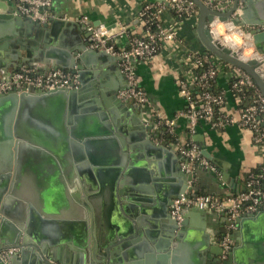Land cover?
<instances>
[{"label": "water", "instance_id": "obj_1", "mask_svg": "<svg viewBox=\"0 0 264 264\" xmlns=\"http://www.w3.org/2000/svg\"><path fill=\"white\" fill-rule=\"evenodd\" d=\"M193 1L199 9L196 32L202 45L250 73L264 95V67L256 59L242 61V48L231 50L209 28V23L219 16L222 21L248 30L258 51L264 53V0L225 1L223 11L210 8L203 0ZM255 1H259L256 5L262 11L259 17L252 18ZM55 22L49 26L17 15L5 0H0V49L6 50L5 54L0 52V73H12L26 65L44 73L61 68L76 73L79 81L72 88L44 90L30 86L0 95V247L19 241L21 245L14 246L22 248L6 259L0 255V264H27L28 256L40 264H52L49 259L63 262L61 243L70 249L88 247L90 229L95 238V225L91 219L88 226L89 196L87 190L83 195V179L93 182L103 200L107 198L108 212L120 228L116 238L120 246L110 254L108 264H122L125 258H121V250L134 242L139 243L127 258L141 256L162 264H169L171 258L174 264L183 252L202 256L193 264H207L209 255L218 258L222 254V237L204 224L196 230L187 228L190 214L198 211L206 216L207 209L185 207L181 221L171 214L174 199L193 191L189 182L196 173L182 168L184 158L168 145L164 129L146 111L138 114L140 105L119 98L120 88H112L111 71L126 78L120 67L121 57L91 48V33L86 25L79 26L83 35L74 39L65 33L77 28V23ZM201 153L213 159L207 151ZM164 164L171 165L177 182L159 181L157 173ZM26 169L64 171L66 176L70 172L74 178L78 171L82 188L73 194L76 200L60 181L62 184L45 198L42 207L46 218H55L62 208L53 205L54 199L61 204L71 203V208L77 209V222L46 219L42 223L32 206L29 220L24 208L22 216L13 215L9 201L17 200V188L23 183ZM37 205L41 211V204ZM236 222L240 225V241L221 264H264V210L242 214ZM50 225L56 226L55 233L49 230ZM132 235L136 237L129 240ZM96 246L94 263H106L96 258Z\"/></svg>", "mask_w": 264, "mask_h": 264}, {"label": "crops", "instance_id": "obj_2", "mask_svg": "<svg viewBox=\"0 0 264 264\" xmlns=\"http://www.w3.org/2000/svg\"><path fill=\"white\" fill-rule=\"evenodd\" d=\"M161 1L162 0H55L54 7L50 11V18L42 24L49 23V26H52L56 23L55 21L77 23V28L67 29L68 32L65 33L68 34V36L74 37V39L79 38L81 34L83 35L79 28L80 25L88 26V24L94 25L97 23L98 25L105 24L116 30L118 23L122 21L134 32L141 33L143 32V27L139 13L142 6L146 2ZM225 1L230 0L220 1V11L224 9L223 3ZM257 2L259 1L254 2L255 4L252 8V18L259 17L258 15H260L262 11L256 5ZM83 16L89 17V23L82 21ZM164 18L166 26H173L176 22L171 12H167ZM198 18L191 17L181 21L178 27V35L184 40L182 44L177 45L175 43H169L154 60L144 61L142 59H133L132 66L140 85L148 94L151 106L160 109L163 114L175 119L176 124L173 129L174 137L183 141L190 139L195 141L202 152L207 151L213 158L209 159L206 154H203L212 162L215 169L198 168L195 170L197 180L195 183H192L194 192L224 197L241 191L245 187V173L264 163V150L254 142L253 133L241 127L238 123L211 126L208 122L200 120L194 132H191L190 121L183 115L184 111L187 109V101L180 93L178 81L182 74H185L187 71L185 63L187 54L191 50H205L196 32ZM61 29L62 28H60V30ZM1 43L2 41L0 42V46ZM127 45V37H122L118 40V48H126ZM0 52L5 54L6 50L0 49ZM36 69L38 70V68ZM231 71L230 67L222 68L218 74L216 85L219 89L226 91V103L222 108L224 115L233 117L239 121L241 117L240 107L234 95L229 90ZM110 73L113 77L112 79L110 78L113 83L112 88H120V90H122L128 85L127 77H118L115 71H111ZM11 74L12 73H0V81L5 80V78L9 77ZM108 78L109 77H106V79ZM130 104L137 103L130 102ZM140 106L141 109L137 111L138 114H140L141 110H144L149 114L152 121H156L150 106ZM195 136L197 139H195ZM173 141V139H167V143L170 147ZM181 166L186 170L184 168V159L181 162ZM158 171L157 175L161 183L170 184L177 180L171 165L168 166L164 164L162 166V171ZM24 173L21 179L23 183H20L19 188H17V200L9 201L14 216H22L23 210L21 208H24L27 212V220H29L30 208L32 206L40 215L42 223L46 219H50L51 222H64L68 220L74 223L78 221L77 209L71 208V203V206L67 202L61 204L58 199H54L53 204L55 206L60 205L62 208L61 212H56L58 213L57 217L54 218L53 215H51L50 218H46L45 210L42 211L45 198L58 189V184H62L60 181L65 184L66 191L71 196L72 200H76L73 194L76 193L78 189L82 188L81 178L77 170L75 178L70 172L68 173L69 176H66L64 171H53L52 169H26ZM141 176H144V174H141ZM67 177H71V180L69 181ZM172 177L174 180L171 179ZM83 180V195L86 196L88 194L89 196L86 207L88 211V226L90 227L91 219L94 220L95 226L93 233L95 238L90 229L87 248L70 249L66 246V243H61L60 248H62V252L60 251V255L63 262L58 261L61 264H97L93 261V248L95 245H97L98 259L105 260L106 262V256H108V258L112 257L109 253V249H111L113 253L120 246L119 242L116 241L120 233V228L116 226V221H114L112 215L108 212L107 198L103 200V198L100 197L101 195L98 196L99 191L95 188L92 181ZM189 184L191 183L189 182ZM86 190L88 191L87 194L85 192ZM11 196H13V194ZM37 204H41V211ZM128 217L134 220L130 215H128ZM144 220L149 222L147 218H144ZM24 224L27 225V222H24ZM201 224L215 231L219 238L222 237L223 232L226 230L225 215L221 212L208 211L206 216L198 211L190 214L188 229L196 230L195 228H198ZM50 226L49 230L55 233L56 226ZM237 227L235 232L236 243L240 241V225L238 223ZM77 234L78 228H76L75 231L76 238ZM135 237L136 235H132L129 240ZM138 243L139 242H134L121 250V258H125L122 264H162L160 260L156 262L153 261L152 263L141 256H137L140 258H127L128 254L133 251V248ZM14 245L21 244L19 241L14 244H9V246ZM102 254H104V257H102ZM116 256L114 260H117ZM199 259H202V256L198 253L194 255L193 252H183L180 256H177L174 264H193L198 262ZM49 260H47L48 263H50ZM35 262L28 256L27 264H40ZM206 262L207 264H212L213 262L215 264H221L223 261H219L217 258H214L213 255H209ZM98 264H108V262ZM169 264H173L172 258L169 260Z\"/></svg>", "mask_w": 264, "mask_h": 264}, {"label": "built area", "instance_id": "obj_3", "mask_svg": "<svg viewBox=\"0 0 264 264\" xmlns=\"http://www.w3.org/2000/svg\"><path fill=\"white\" fill-rule=\"evenodd\" d=\"M12 8L13 12L23 17H30L41 23L50 18V11L54 7L55 0H5ZM206 5L212 9L219 10L221 0H203ZM193 0H162L161 2H146L140 10L139 17L142 20L143 32L136 33L131 30L124 22L120 21L116 30L105 24H88L89 46L98 50H105L113 55L121 57L120 67L127 77L128 86L119 91L118 96L123 101H129L140 105L151 107L156 122L163 128L165 133H173L176 124L175 119L163 114V112L152 107L146 90L140 85L136 73L132 66L133 59H142L144 61L154 60L161 54L162 49L169 43L182 44L184 40L178 35V27L181 21L199 15V9ZM241 13V9L237 10ZM167 12L173 13L176 22L173 26H166L164 15ZM82 21L89 23V17L83 16ZM231 24V25H230ZM223 27V32L219 37L223 40L225 37L234 35L241 37V41H236L233 47L226 45L231 50L242 48L239 55L242 61L256 59L264 67V53H260L256 48L251 33L232 22H225L216 16L209 23V28L214 35L218 26ZM127 37L128 45L126 48H118V40ZM205 50H191L185 59L186 73L182 74L178 84L180 93L187 101L185 115L190 121V130L194 132L197 123L200 120L208 122L211 126L220 124L238 123L241 127L250 130L253 133V139L256 144L264 150V130L260 127L261 117L264 114V95L259 92L255 103L246 107H240L241 117L239 121L233 117L224 115V120L214 121L216 106H225L226 91L214 92L211 90V80L218 77L220 70L224 67H230L229 90L237 91L233 94L238 105L242 101L245 88L250 87L254 79L244 69L235 66L220 59L215 54L208 53ZM210 63L209 67L201 73L195 70L205 64ZM78 75L70 70L51 69L47 73L37 70L35 67L23 66L12 72L8 80L0 81V95L7 94L18 89H28L34 86L41 89H55L61 87H77ZM199 90L195 93V90ZM241 94V95H239ZM171 147L184 157V168L188 172H194L198 168L215 169L212 162L202 155L198 144L193 140H180L176 138ZM197 177L190 182L195 183ZM193 186V185H192ZM194 188V186H193ZM197 206L207 209L209 212H221L225 215L226 230L222 235L221 247L222 254L219 256L221 261L228 258L236 239L237 230L236 219L238 216L246 213H253L264 210V163L262 173L259 175H250L245 187L236 193L224 197L211 196L205 193L187 191L180 197L174 199L171 214L178 221L182 220V211L185 207ZM20 246H1L0 255L6 259L8 255L20 252ZM52 264H61L55 260H49Z\"/></svg>", "mask_w": 264, "mask_h": 264}, {"label": "trees", "instance_id": "obj_4", "mask_svg": "<svg viewBox=\"0 0 264 264\" xmlns=\"http://www.w3.org/2000/svg\"><path fill=\"white\" fill-rule=\"evenodd\" d=\"M196 7L198 8V6H196ZM206 52H207V50H206ZM208 53H211V52L208 51ZM209 64L210 63L208 62V63H205V64L199 66L195 70V72H197V73L203 72L204 70H206L209 67ZM216 81H217V77H215L214 79L211 80V86H210L211 90L214 91V92H220L221 89H219V87H217ZM198 92H199V90L196 89L195 93H198ZM259 92H262V91H261L259 85L254 80L253 84L250 87L245 88L244 96L242 97V101L239 104V106L246 107V106H248L250 104L255 103L256 100H257V95L259 94ZM232 94L237 95L238 93H237L236 90H233ZM239 95H241V94H239ZM222 108L223 107H221V106H216L214 121H218L219 122L221 120H224V112H223ZM260 117H261L260 127H261L262 130H264V114H260ZM164 138H166V140L167 139H173V140L176 139L174 137L173 133H168V132L165 133ZM262 165H260L257 168H253L249 172L245 173V184H246V182H247V180H248L250 175L257 176L260 173H262Z\"/></svg>", "mask_w": 264, "mask_h": 264}, {"label": "bare ground", "instance_id": "obj_5", "mask_svg": "<svg viewBox=\"0 0 264 264\" xmlns=\"http://www.w3.org/2000/svg\"><path fill=\"white\" fill-rule=\"evenodd\" d=\"M231 25V24H230ZM221 26V25H220ZM219 33H220V30H219V26H218V28L215 30V32H214V36H219ZM236 38H238V39H241V37H239V36H235V40H236ZM235 40H234V38H231L230 39V37H225L223 40H222V42L224 43V44H226V45H229V46H231V47H233V45H234V43H235ZM237 41V40H236Z\"/></svg>", "mask_w": 264, "mask_h": 264}, {"label": "flooded vegetation", "instance_id": "obj_6", "mask_svg": "<svg viewBox=\"0 0 264 264\" xmlns=\"http://www.w3.org/2000/svg\"><path fill=\"white\" fill-rule=\"evenodd\" d=\"M237 246V243L235 242V245H234V247H233V249L235 248ZM114 249V248H113ZM232 249V250H233ZM112 250L111 249H109V253L111 254L112 252H111ZM97 256H96V258H98V254H96ZM102 257H104V254H102ZM93 258H94V255H93ZM219 261H220V259H219V257L217 258ZM109 261V258H108V256H106V262H108Z\"/></svg>", "mask_w": 264, "mask_h": 264}, {"label": "rangeland", "instance_id": "obj_7", "mask_svg": "<svg viewBox=\"0 0 264 264\" xmlns=\"http://www.w3.org/2000/svg\"><path fill=\"white\" fill-rule=\"evenodd\" d=\"M219 30H220V32L222 33L223 32V27L222 26H220L219 27ZM214 36V35H213ZM214 37H219L218 35L217 36H214ZM231 38H233V37H230V39ZM234 39H235V35H234ZM236 40L239 42V41H241L240 39H238V38H236Z\"/></svg>", "mask_w": 264, "mask_h": 264}]
</instances>
